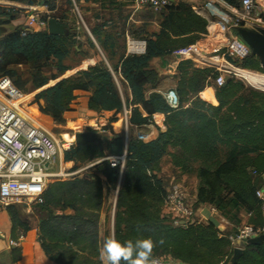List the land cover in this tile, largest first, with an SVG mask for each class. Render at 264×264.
I'll return each instance as SVG.
<instances>
[{
	"label": "trees",
	"instance_id": "16d2710c",
	"mask_svg": "<svg viewBox=\"0 0 264 264\" xmlns=\"http://www.w3.org/2000/svg\"><path fill=\"white\" fill-rule=\"evenodd\" d=\"M8 1L34 6L40 0ZM43 1L48 11L57 9V0ZM225 1L239 4L238 0ZM20 12L0 7V26H8ZM43 16L51 17L48 13ZM155 19L149 14L142 26L130 27L132 36L146 41V50L128 55L126 38L116 22L100 21L91 33L105 61L96 51L92 56L85 55L81 69L64 62L72 47L80 49L75 33L54 35L48 29L16 28L0 37V77L10 67L27 65L31 60L54 64V73L37 80L36 98L45 102L56 123L64 121V113L76 101L79 89L91 91L89 109L112 113L110 122L117 120L116 115L125 106L131 108L127 131L124 128L105 143L96 139L75 144L64 152L65 161L75 162L73 170L96 161L92 166L95 171L48 184L44 202L39 204L44 213L39 217L38 240L47 257L58 264H103L99 249L111 233L108 229L102 231L101 211L113 189L117 199L112 235L122 242L151 238L155 246L149 264L157 256H170L184 264H264V241L246 244L232 263L230 232H220L208 220L199 221L196 216L194 221L175 224L164 210L169 185L158 175L163 158L168 156L182 174L198 178L194 197L197 210L204 205L223 214L243 210L247 223L261 225L263 213L256 190L260 183L258 174L264 173V91L248 87L234 77L216 86L217 72L213 68L196 67L191 60L183 59L174 77L180 104L172 108L163 92L156 90L161 78L150 62L197 42L207 32L208 20L191 5L173 2L160 12L159 31L143 35ZM88 44L96 48L91 39ZM117 55L118 63H111ZM240 65L262 70L255 55ZM118 74L131 89L132 100L122 96L115 80ZM212 85L215 104L200 97ZM148 87L154 89L149 94ZM156 113L164 115L166 129L149 141L135 136L132 125L150 123ZM122 155V166L113 167L106 159ZM14 207H7L10 239L18 243L31 228ZM10 256L11 264H19L22 247L13 246Z\"/></svg>",
	"mask_w": 264,
	"mask_h": 264
},
{
	"label": "built area",
	"instance_id": "2783aa9c",
	"mask_svg": "<svg viewBox=\"0 0 264 264\" xmlns=\"http://www.w3.org/2000/svg\"><path fill=\"white\" fill-rule=\"evenodd\" d=\"M238 2V5H232L225 0H204L202 6L193 7L199 13H206L207 32L197 42L176 50L174 54L181 60H191L196 67L213 68L217 72L214 80L216 86H221L227 78L234 77L254 89L264 91V83L255 81L256 77L264 79V69L254 70L240 65V62L252 55V49L236 32L240 27L264 30V0ZM171 3L173 0L132 1L135 11L148 7L154 13L162 12ZM28 8L30 12L24 29H47L49 18L46 19L35 6ZM128 49L132 54H142L146 50V41L128 39ZM163 94L172 108L179 106L180 99L174 88ZM23 95L9 77H0V205L4 207L32 201L42 204L43 194L53 177L77 173L74 170L65 173L56 165L58 159L62 160L64 152L75 145V138L65 142L57 140L45 127L19 113L15 102ZM120 114L127 131L131 108L125 106ZM163 116L156 113L151 122L157 124ZM83 120L84 129L97 134L108 132L105 127L113 124L109 119L98 115L86 116ZM145 137L139 136L140 139ZM106 159L110 160L113 167L122 166L125 156H108ZM253 173L257 175L256 172ZM258 176L260 183L256 196L261 201L263 223L259 226L245 223L235 232L229 233L234 248H244L249 241L264 235V173ZM202 209L195 208L194 197L189 195L182 183L173 181L169 184L164 210L171 215L175 224L194 221L196 214H201ZM10 244L16 245L17 242L10 240ZM150 263L184 264L170 256L152 257Z\"/></svg>",
	"mask_w": 264,
	"mask_h": 264
},
{
	"label": "rangeland",
	"instance_id": "374dc122",
	"mask_svg": "<svg viewBox=\"0 0 264 264\" xmlns=\"http://www.w3.org/2000/svg\"><path fill=\"white\" fill-rule=\"evenodd\" d=\"M59 1H60L58 2L59 11L54 14H57V16H59L61 21H63V23L65 24V27H67V29H70L69 33L74 34L78 32L84 36L88 33V30L92 29L94 26L101 23L100 21L96 20L97 18L100 17V13L102 12L101 11L102 8L99 9L100 4L97 5V4H92L89 2H82L80 0H74V1L73 0H59ZM34 6L37 7L36 10H38L43 15L46 14V10H48L47 6L45 5L40 6L36 4ZM139 12H142L141 14H146V15L152 14L154 15L156 19L160 17V13H154L148 7L136 10V14H137L136 16H139L138 15ZM28 14L29 12H25V10H23L22 12L18 14V17L24 16L26 20ZM116 26L121 28L120 24H116ZM95 50L99 52L100 57L104 60L105 58L100 53L97 46ZM87 54L89 55L88 48L83 46L81 43L80 49L78 48V50H75L73 47L71 48V51L64 62L65 64L70 65L76 69H81L82 61L85 55ZM117 59H118V55L114 57V60H117ZM55 71L56 69L52 62L46 63L43 60H40V61L31 60L27 65H19V66L10 67V69L6 72V74L2 76L9 77L11 81L13 82V84L24 94L25 99L18 104V109L21 114H23L25 117H27L32 122L45 127L48 131H50L56 137L57 140H61L62 142L72 141V139L75 138L74 136L75 132L76 131L81 132L79 130L84 129V123H83L84 120L82 119L86 111V108L84 109V107L86 105V102L89 99L87 93L88 91L89 92L91 91L86 90V89H79L78 90V101L74 104L73 107H72L73 105L72 104L69 110L67 111L70 112L72 110L74 111L77 110L80 112L76 113L75 115H70V114H67V111H66L64 113V121L62 123H56V121H54L51 118L48 110L45 108L46 106L45 102L43 100L36 98L37 80L44 76H50ZM67 76L72 77V78H79L76 75H72L71 73H67ZM171 86H175V82L168 81L166 83V87L164 88V90H168V88H170ZM209 87L215 89L214 85L209 86ZM120 89L125 96V92H126L125 88L122 85H120ZM97 114L98 116H101L107 119L114 117L112 113L98 112ZM77 118L78 119L80 118V119L78 120ZM72 120H76V121L73 122ZM105 128H106L105 130L108 132L112 130L110 125L106 126ZM56 165L58 168L63 170L65 173L68 172L69 170H73V168L71 167L72 166L71 163L66 164V161L64 159V154L62 155V160L61 159L57 160ZM83 165H80V167H82ZM162 166L166 169L165 172L170 173L167 158L163 160ZM54 169L55 168H52V170ZM74 175L64 174L61 177H53L51 182L58 180V179H69L73 177ZM170 175L171 173L169 174V176ZM173 181L181 183L178 176L177 177L176 176L168 177L166 175L164 176L165 184L169 185ZM185 187L187 188V186ZM188 192L190 196L193 197L194 195L193 189L188 190ZM14 206H15L14 208L17 211L19 217L23 221H26L29 224L30 228H31V223H33V220H34L33 218L35 217L39 218L40 215L44 213L41 210L39 204H36L34 201L29 202V203L23 202V203L15 204ZM204 207H208L213 210V214L217 216L219 220L226 226L225 232H230V233L235 232L239 227L247 223V216L243 210H240L239 212L233 211L230 213L223 214V213L216 211V209L214 210L213 207L209 205H204ZM203 218L204 220L207 221V219L204 216ZM8 226H10L11 228V219L8 214V209L7 207L0 205V232L5 233L4 231ZM3 244H7V242L5 243V241H3ZM10 245L12 248L13 247L12 244ZM11 248L9 250L2 251L0 253V264H11V256H10ZM7 255H9V257H7Z\"/></svg>",
	"mask_w": 264,
	"mask_h": 264
},
{
	"label": "crops",
	"instance_id": "0c3cea01",
	"mask_svg": "<svg viewBox=\"0 0 264 264\" xmlns=\"http://www.w3.org/2000/svg\"><path fill=\"white\" fill-rule=\"evenodd\" d=\"M82 2H89L92 4H100V8H102V12L100 13V17L97 18V21H114L116 22V24H120L121 25V30L124 33V36L126 38V49H125V55L130 54L131 52L128 49V39H135V40H144L141 37H134L130 34V27L134 24L136 27L137 26H142L143 23V19L147 16L146 14H141L142 12H139V16H136V11L134 10V7L132 5V1L133 0H80ZM59 0H57V9L54 11H48L46 10V13L49 14V18H56L58 20H61L59 18V16H57V13L59 10ZM173 2H183L186 3L188 5H191L194 8H197L199 6H202L204 4V0H173ZM0 7L2 8H6V7H12V8H16V9H20V11L22 12L23 10H25V12H30L28 5L25 4H21V3H17V2H11L8 0H0ZM199 13V12H198ZM202 16H204L205 18H207L206 13L200 11V13ZM25 17H17L15 20H13L7 27L8 31L16 29V28H22L24 29L25 26ZM67 29V27H66ZM160 29V24H159V18L155 19V21H153L149 26H147V28L145 29V33L143 35H151L154 34L156 32H158ZM7 31V32H8ZM36 31V30H35ZM70 32V29H67V33ZM77 36V39L80 40V42L82 43L83 46L87 47L89 50V55L92 56L95 54L96 50L93 48L89 47L88 44V40H92L95 45L98 47L100 53L103 55V53L101 52L98 44L95 41V38L93 37L92 33H91V29L88 30V33L86 35H82L78 32L75 33ZM86 38V39H85ZM85 39V40H84ZM76 49H78L77 47H75ZM104 56V55H103ZM180 58L175 55H169V56H161V57H155L151 60L150 62V67L155 69L156 71L159 72L160 74V83L158 85V91L161 92H165L166 90H164V88L166 87V83L168 81L171 82H175V75L177 73V65L180 62ZM115 62L116 64L118 63V59L114 60V58L112 59V62ZM115 80L117 85L119 86L120 89V85H122L125 88V96L122 93V96H124L125 98H128L129 100H132V91L129 88L127 82L123 79L121 74L115 75ZM175 88V86H171L168 89H173ZM154 89H151L150 87H148L147 89V94H149L151 91H153ZM77 94V99L76 101L73 103L72 107L74 106V104L78 101V90L76 91ZM88 98L91 95V92L88 91ZM200 97H202L203 99L215 104L216 103V99H215V89L207 87L204 91H202L200 93ZM88 101L86 102V105L84 107V109L86 108L85 111V115L86 116H92V115H96L98 112L94 111L92 109H89L87 106ZM80 111H67V114L70 115H75L76 113H79ZM102 113H106V112H102ZM69 115V116H70ZM98 115V114H97ZM83 117V118H84ZM82 118V117H80ZM79 118V119H80ZM82 118V119H83ZM117 120L115 122H113V124L111 125L112 130L110 132H105L104 134L101 133L99 134L100 139L102 140V142H106L108 139H110L112 136H118L119 134L122 133L123 129L125 128L124 125V121L121 117V114L118 113L116 115ZM78 119V118H77ZM78 119V120H79ZM73 122L76 120H72ZM133 128V133L135 136H137L139 138L140 135H145V139H142L144 141H149L151 139H154L158 136L159 131H164L166 129V126L164 124V116L163 118L156 124V123H146L143 125H139V126H134L132 125ZM81 132H85L87 131L86 129L80 130ZM77 132V131H76ZM75 132V133H76ZM117 132V133H116ZM144 132V133H143ZM168 159V167L170 170L171 175L169 176L170 173L165 172L166 169L162 166L163 164V160L164 159ZM162 162H161V170L158 173V175L164 179V176H168V177H173V176H178L181 183L184 184L185 186H187V191L193 189L194 191V195L193 197H196V191H197V186H198V178L195 175H187V174H182L177 168H175L171 162H170V158L168 156H165L163 158ZM67 163H71L72 164V168L75 166V162L74 161H66ZM96 163V161L94 162ZM94 163H89V164H84L82 167H78L77 169H75L74 171H76L77 173H75L74 176H84V175H88L91 172H94L95 169L92 167ZM70 167V168H71ZM103 180L105 181L106 179L103 178ZM189 193V192H188ZM190 195V194H189ZM116 199H117V191L111 189L109 196L107 198H105V202H104V206L102 208L101 211V226H102V231L105 230H109L111 235L113 233V227H114V214H115V207H116ZM200 214H196V219H199V221H203L204 218L203 216H199ZM247 216V215H246ZM33 223H31V229L30 231L27 233V235H25L24 237H22L20 239V241L16 244V245H20L22 247V260L20 261L19 264H58L55 261L50 260L47 255L45 254L39 240H38V224H39V218L35 217L33 218ZM10 226H8L5 229V233H3L5 235L4 239H0V253L2 251H6L9 250L11 248V245L9 243L10 241ZM3 241H5V243L7 242V244H3ZM14 246V245H12ZM7 257H9V255H7ZM9 262V260H8Z\"/></svg>",
	"mask_w": 264,
	"mask_h": 264
},
{
	"label": "water",
	"instance_id": "95a60500",
	"mask_svg": "<svg viewBox=\"0 0 264 264\" xmlns=\"http://www.w3.org/2000/svg\"><path fill=\"white\" fill-rule=\"evenodd\" d=\"M37 5L43 6L44 1L40 0ZM48 32L54 35L66 34L67 29L65 25L59 22L56 18H49L48 20ZM8 31L6 26H0V37L6 34ZM236 32L238 36L247 43L252 49V55L257 56L260 61L261 68L264 69V30L256 31L249 28H237ZM75 144L79 145L82 143H88L96 139H100L99 134L93 131H85V132H76L75 133ZM117 136V135H116ZM201 214L211 223L213 224L220 232H224L226 230V226L221 223L219 218L215 216L212 210L208 207H204L201 211ZM5 235L0 232V239H4ZM264 241V235L256 238L254 240L249 241V243L262 242ZM233 256L231 258V262L234 263L237 261L239 256L243 252L242 247H236L233 250Z\"/></svg>",
	"mask_w": 264,
	"mask_h": 264
},
{
	"label": "clouds",
	"instance_id": "9594fccd",
	"mask_svg": "<svg viewBox=\"0 0 264 264\" xmlns=\"http://www.w3.org/2000/svg\"><path fill=\"white\" fill-rule=\"evenodd\" d=\"M151 238L118 240L109 235L99 249L103 264H149V257L154 247Z\"/></svg>",
	"mask_w": 264,
	"mask_h": 264
},
{
	"label": "bare ground",
	"instance_id": "6f19581e",
	"mask_svg": "<svg viewBox=\"0 0 264 264\" xmlns=\"http://www.w3.org/2000/svg\"><path fill=\"white\" fill-rule=\"evenodd\" d=\"M255 81H258V82H262V83H264V79H260V78H255ZM25 99V96L23 95L20 99H19V101L18 102H15V106H16V108H17V110L19 111V109H18V104L20 103V102H22L23 100ZM19 113H20V111H19ZM23 115V114H22ZM24 116V115H23ZM27 118V117H26ZM28 119V118H27Z\"/></svg>",
	"mask_w": 264,
	"mask_h": 264
}]
</instances>
